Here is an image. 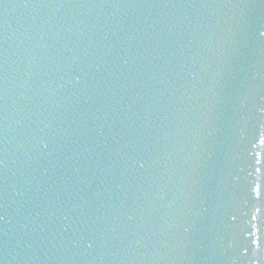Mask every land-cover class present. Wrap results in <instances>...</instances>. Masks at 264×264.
<instances>
[{"label":"water","instance_id":"1","mask_svg":"<svg viewBox=\"0 0 264 264\" xmlns=\"http://www.w3.org/2000/svg\"><path fill=\"white\" fill-rule=\"evenodd\" d=\"M0 264H264V0H0Z\"/></svg>","mask_w":264,"mask_h":264}]
</instances>
